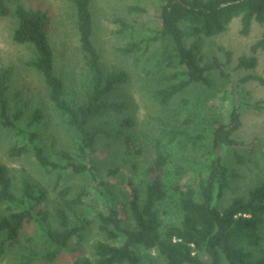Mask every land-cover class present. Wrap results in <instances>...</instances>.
<instances>
[{
	"label": "trees",
	"instance_id": "16d2710c",
	"mask_svg": "<svg viewBox=\"0 0 264 264\" xmlns=\"http://www.w3.org/2000/svg\"><path fill=\"white\" fill-rule=\"evenodd\" d=\"M10 0H0V17H9ZM75 7L80 49L93 81L82 103L66 98V85L57 74L55 54L49 33L51 19L40 9L18 5L14 9L17 27L13 40L34 50V58L27 66L42 76L50 103L62 116L68 128L79 136L78 156L62 151L59 160L43 140L47 116L36 108L25 125L26 112L18 105H11L8 94L15 75L12 66L0 70V131L15 132L16 143L8 151V157L18 159L33 155L39 167L47 175H55L54 190L62 206L54 211V227L51 213L38 207L49 199V191L41 184L22 176L16 177L8 165L0 160V257L20 237L27 225L36 224L37 234L46 252L21 256L19 264L39 261L56 262L73 244L82 243L88 229L98 225L105 241L94 244L90 257H82L71 264H143L137 248L155 251L164 259L162 264H264V254L257 249L264 243V181L252 188L246 196L233 198L223 208L221 201L230 188L232 178L238 177L223 164L225 148L233 149L234 158L241 161L238 149L243 146L233 138L241 127L240 117L249 108L242 88L248 81L264 78L247 75L234 76L230 70L231 54L226 52L227 63L217 58L208 62L202 51V41L223 35L235 19L241 20V33L250 34L252 25L264 27V0H159L161 29L153 37H143L128 44L122 52L134 56L135 61L146 57L151 75L153 70L163 73L156 87L147 85L146 96L168 106L192 87L200 85L203 92L211 88L209 76L220 72L235 88L238 104L229 112V122H213L210 129L188 133L178 127L164 128L167 145L156 146L157 155L146 173L147 181L126 183L128 199L111 206L106 212L78 215L91 195L86 191L74 193L72 186L61 187L67 173L89 174L91 184L101 193L103 187H111L115 179L126 172L125 166L142 150L135 146L128 133L135 128V118L127 117L130 103L116 100L113 93L129 83L125 72H105L102 55L94 42V20L90 0H69ZM129 13H145L138 7H130ZM123 29L130 28L124 22ZM252 56L239 59L236 70L253 71L258 67V54H264V35L251 47ZM202 93L194 100L183 99L184 106L198 104ZM227 95L223 102H227ZM191 124L192 122H186ZM213 136L212 147L206 145L207 135ZM102 140H108L99 148ZM122 141L123 157L119 164L109 167L105 179L100 180L94 164L96 157L110 154L111 142ZM197 148L207 163L184 160L174 168L176 152H188ZM101 149V150H100ZM176 149V152L173 151ZM133 168L136 166H132ZM103 193V192H102ZM167 204L166 213H177L181 220L177 225L162 229L158 206ZM113 242H120L114 244ZM208 257L206 261L203 257Z\"/></svg>",
	"mask_w": 264,
	"mask_h": 264
},
{
	"label": "rangeland",
	"instance_id": "374dc122",
	"mask_svg": "<svg viewBox=\"0 0 264 264\" xmlns=\"http://www.w3.org/2000/svg\"><path fill=\"white\" fill-rule=\"evenodd\" d=\"M91 11L94 20V42L102 55V65L105 72L125 71L130 75L129 83L119 87L113 93L116 100H127L130 110L127 117H134L136 126L127 131L135 142V146L142 150V154L135 156L126 164V172L115 179L111 187H103L100 193L91 184V176L87 173L79 176L67 173L61 182V187L72 186L74 193L86 191L91 195L87 199L85 207L77 211L78 215L88 213L106 212L111 206L119 202H126L128 189L126 183L129 180L144 187L148 178L146 173L154 161L157 145L168 146V136L164 128L178 127L188 133L196 134L197 130L210 129L213 122L228 123L229 112L236 100L235 88L220 72L210 74L211 88L203 92L200 85L192 87L182 97H178L168 106L160 104L146 96L147 85L157 86L163 73H146L149 68L146 57L135 61L134 56L122 52L128 44L134 43L143 37H153L161 29L159 0H90ZM40 9L46 12L51 19L49 39L55 54V68L57 74L64 80L66 98L76 104L85 100V94L91 85L93 78L86 67L84 55L80 49L79 33L75 7L69 0H10L9 7L12 14L9 17H0V70L9 66L14 67L15 75L10 85L8 94L11 105H18L25 112V125L30 121V114L36 108H40L47 116L46 126L42 135L44 143L52 149L59 160L62 151L70 152L78 156L79 136L68 128L64 119L58 114L48 98L44 79L35 70L29 68L27 63L34 58V50L28 45H19L13 40V33L17 27V20L13 15L16 6ZM130 7H138L145 13H129ZM122 22L130 28L123 29ZM240 19H235L229 29L221 36L202 41V51L208 62L218 59L222 64L227 63L226 52L231 54L230 70L233 75L244 78L247 75L264 78V54H258V67L253 71L236 70L239 59L243 56H252V45L264 35V27L253 24L250 34L243 36ZM246 93V102L249 108L244 109L241 117V127L235 132L233 138L242 143L238 149L241 161L234 158L233 149L227 147L223 153V164L238 177L232 178L230 188L224 198L216 205L219 208L226 207L235 197L246 196L248 192L264 181V85L259 81H248L242 85ZM202 93L198 104L191 103L184 106L183 99L194 100L197 94ZM227 95L228 101L223 102ZM186 122H192L186 124ZM18 140L15 132L0 131V160L8 165L16 182L22 176L41 184L49 191V199L41 204L37 210L43 209L51 213L50 223L56 227L53 218L54 211L62 206L58 191L54 190L55 175H47L37 164L32 154L11 159L7 151ZM213 136L207 135L206 145L212 147ZM108 140H102L99 148H104ZM110 154L104 157H96L94 164L99 170L100 180H104L109 167L121 162L123 157L122 141L111 142ZM101 150V149H100ZM176 152V149H173ZM188 160L199 164L207 163V157H203L197 148H190L188 152H176L173 166H177ZM136 166V168L132 167ZM18 183V182H17ZM3 209L0 208V214ZM167 204L158 206L162 229L170 225L180 223L181 217L177 213H166ZM264 235V230H263ZM105 241V237L99 232L98 225H92L82 243L73 244L70 252L64 253L54 263L39 261L34 264H71L82 257H90L94 244ZM120 244V242H113ZM46 248L37 234V225L30 224L25 227L20 237L7 249V253L0 257V264H19L21 256L25 253L35 252L42 255ZM143 264H162L164 259L155 251L137 248ZM258 254H264V243L257 249ZM210 261L208 257H203Z\"/></svg>",
	"mask_w": 264,
	"mask_h": 264
}]
</instances>
